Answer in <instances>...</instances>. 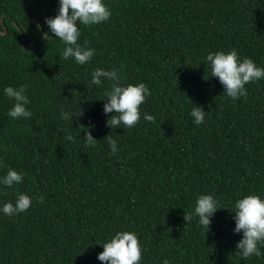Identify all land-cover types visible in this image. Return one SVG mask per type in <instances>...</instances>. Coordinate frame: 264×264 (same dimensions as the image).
Segmentation results:
<instances>
[{"label": "trees", "instance_id": "1", "mask_svg": "<svg viewBox=\"0 0 264 264\" xmlns=\"http://www.w3.org/2000/svg\"><path fill=\"white\" fill-rule=\"evenodd\" d=\"M105 2L107 21L80 26L79 43L96 52L79 65L60 56L54 34L43 38L58 0H0V177L9 167L23 173L20 184L0 185V203L19 192L43 197L0 213V264H106L97 254L118 230L138 234L141 264H264V245L260 256L238 254L229 210L243 195H264V79L232 100L205 59L235 48L264 67V0ZM97 67L118 68L124 84L144 82L151 94L141 112L154 120L109 127L111 82L87 87ZM21 84L32 115L12 119L3 88ZM193 103L207 111L200 125ZM61 106L83 114L63 120ZM203 193L222 207L207 232L183 218Z\"/></svg>", "mask_w": 264, "mask_h": 264}, {"label": "clouds", "instance_id": "2", "mask_svg": "<svg viewBox=\"0 0 264 264\" xmlns=\"http://www.w3.org/2000/svg\"><path fill=\"white\" fill-rule=\"evenodd\" d=\"M58 11L53 17H45V24L49 31L43 36L45 40L54 34L55 39L63 42L64 48L60 56L67 60L70 57L76 64L84 65L95 55L96 50L86 47L87 41L82 45L79 39L82 35L81 25L100 24L107 21L111 16V9L105 0H58ZM52 39V38H51ZM211 69V77H217L224 87V95L232 100L247 95L245 85L251 81L264 79V67L258 66L249 57L241 58L238 51L232 48L228 51L209 52L205 57ZM120 70L116 67L105 69L97 67L91 72V79L87 87L101 86L105 81L111 82L103 99V111L105 114L115 113L107 120L109 127L128 129L134 127L141 116L146 121L154 120V117L141 112L140 106L151 94L150 89L144 82L121 83ZM27 85H8L3 88V94L12 102L7 110V115L12 119H28L32 113L27 107L30 99L27 94ZM81 108L75 115H82ZM193 123L200 125L204 122L207 111L202 106L193 103L190 110ZM73 114L65 111L61 106L60 117L63 120H73ZM86 132L83 139L88 147H94L96 139L90 132ZM69 140L72 137H67ZM110 153L116 155L119 151L117 141L112 138L107 140ZM23 181V173L9 167L7 172L0 177V185L11 188ZM42 202L43 197H33L24 192L17 193L14 202L5 201L0 203V213L12 216L24 212L32 205L33 200ZM219 200L213 193H203L197 196L192 212L184 215L186 224L193 217L198 218L197 223L203 231L207 232L212 223L211 218L217 210L221 209ZM229 209V208H225ZM233 214V232L241 234L236 242L238 254L243 258L260 256V245H264V195L250 193L237 198L229 209ZM103 251L97 254V259L106 264H141L143 246L135 231L118 230L103 244ZM162 264H169L165 259Z\"/></svg>", "mask_w": 264, "mask_h": 264}, {"label": "water", "instance_id": "3", "mask_svg": "<svg viewBox=\"0 0 264 264\" xmlns=\"http://www.w3.org/2000/svg\"><path fill=\"white\" fill-rule=\"evenodd\" d=\"M35 20H38V21H39V18H38V17H36V18L34 19V21H35ZM1 32H2V33H6V32H7V29H6V27H5V29H4V30H2ZM35 41H36V40H35V38H33V37H32V43H34Z\"/></svg>", "mask_w": 264, "mask_h": 264}]
</instances>
